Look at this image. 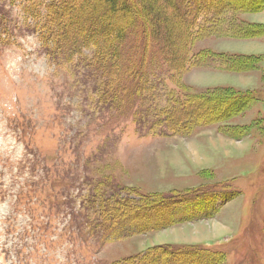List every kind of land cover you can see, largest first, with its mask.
<instances>
[{
    "label": "rangeland",
    "instance_id": "1",
    "mask_svg": "<svg viewBox=\"0 0 264 264\" xmlns=\"http://www.w3.org/2000/svg\"><path fill=\"white\" fill-rule=\"evenodd\" d=\"M49 1L0 0V264H116L172 246L209 247L213 256L224 257L222 264H264V36L246 41L217 33L194 42L190 52L210 51L225 61L250 57L256 70L225 71V62L215 59L184 75L182 83L197 92L226 88L252 98L229 121L188 137H158L157 120L149 118L147 108L151 101L162 105L163 93L175 90L168 73L173 65L161 64L152 77L157 99L105 105L97 87L106 81L95 67L83 66L84 58L68 62L54 52L53 41L45 45L41 39ZM104 1L71 4L96 11ZM233 1L246 8L247 1ZM108 12H101L104 25ZM126 13L119 7L110 17L107 35ZM164 14L173 24L172 46L182 49L187 30L169 9ZM227 19L217 21L220 33L242 24L264 29V9L238 13L223 24ZM231 110L219 104L195 108L197 113ZM97 184L149 195L194 194L178 209V225L103 244L100 236L89 235L80 213ZM204 187L212 190L204 195L199 191ZM211 200L232 201L220 212L210 211V220L188 224L186 215L197 219V209L207 215L204 202Z\"/></svg>",
    "mask_w": 264,
    "mask_h": 264
},
{
    "label": "trees",
    "instance_id": "2",
    "mask_svg": "<svg viewBox=\"0 0 264 264\" xmlns=\"http://www.w3.org/2000/svg\"><path fill=\"white\" fill-rule=\"evenodd\" d=\"M72 1H49L42 27L44 33L40 37L45 45L46 41H53L54 52L67 58L68 62H72L74 57L78 61L84 58L83 66L95 67L93 70L98 78L106 81L101 87H97L100 95L105 98V105L112 107L114 105L110 101L119 104V100L126 98L130 101L134 98L142 100L143 97L144 101L157 99L159 94H155L152 87V77L155 73L158 74L161 64L169 62L173 65L168 73L174 78L175 90L168 89L163 93L162 105H157V101L152 104L151 101V107L147 108L149 118L152 115L157 120L153 126L158 131L157 135L188 137L201 128L224 123L244 110L247 102L249 103L248 98H252L250 93L239 95V92L226 88L197 92L180 79L193 70L206 67L215 59L225 62V71H255L256 66L250 64L253 58L232 56L225 61L223 56L210 51L194 53L189 48L197 40L213 37L217 33L238 40H253L264 36V29L258 31L256 26L245 28L243 24L239 28L234 26V30L230 29V32L220 33L217 23L219 19L231 18L223 21L226 24L238 13L262 12L264 0H244L247 1L245 9L237 6L238 2L234 3L233 0H155L153 4L146 3L147 0H105L100 11H91L87 6L73 8ZM74 1L86 5L96 0ZM248 4L251 7L247 8ZM118 6L129 13H126L115 33L107 35L106 30H112L113 27L110 17L117 15ZM165 9H169L173 20L187 30V39L182 42V49L172 46L173 38L169 37V32L173 24L169 18L164 17ZM104 10L109 11L105 25L100 19ZM82 49L89 54H83ZM180 53L181 59H173L172 55ZM216 104L233 111L238 106L240 108L235 113L231 110L227 114L195 111L197 107L207 108ZM116 187L118 190L113 186L101 189L97 184L92 187L89 198L81 207V215L85 214L84 217L87 218L89 235L100 236L99 240L103 244L178 225V209L182 204L188 205V197L194 194L189 191L149 195ZM210 253L212 254L211 248L205 246L159 247L116 264L223 263V256L216 257Z\"/></svg>",
    "mask_w": 264,
    "mask_h": 264
},
{
    "label": "crops",
    "instance_id": "3",
    "mask_svg": "<svg viewBox=\"0 0 264 264\" xmlns=\"http://www.w3.org/2000/svg\"><path fill=\"white\" fill-rule=\"evenodd\" d=\"M246 41H247V40H246ZM194 71H197V70H193V71H191V72H194ZM191 72H189V73H191ZM189 73H188V74H189ZM188 74H187V75H188ZM230 202H231V201H230ZM230 202H229V203H230ZM227 204H228V203H227ZM225 205H226V204H225ZM225 205H224V206H225ZM224 206H222V207H224ZM220 210H221V208H220ZM220 210H219V212H220ZM217 214H218V213H217ZM217 214H216V215H217ZM216 215H215V216H216ZM215 216H213V218H214ZM202 219H204V218H201V220H202ZM207 219H208V218H205V220H207ZM211 219H212V218H211ZM198 220H200V219H197V220H195V221H189V222H187V223H188V224H195V223L198 222ZM208 220H210V218H209ZM194 222H195V223H194ZM208 246H209V245H208Z\"/></svg>",
    "mask_w": 264,
    "mask_h": 264
},
{
    "label": "bare ground",
    "instance_id": "4",
    "mask_svg": "<svg viewBox=\"0 0 264 264\" xmlns=\"http://www.w3.org/2000/svg\"><path fill=\"white\" fill-rule=\"evenodd\" d=\"M201 229H203V228H199V229H197L196 231L199 232V231H201ZM217 230H219V228H218ZM203 232H204V231H203ZM203 232H202V233H203ZM199 233H201V232H199ZM206 233H207V232H206ZM178 235H179V234H178ZM203 235H204V234H203Z\"/></svg>",
    "mask_w": 264,
    "mask_h": 264
}]
</instances>
